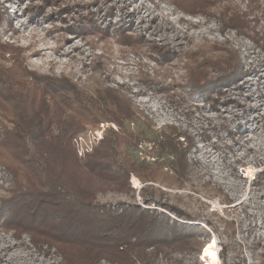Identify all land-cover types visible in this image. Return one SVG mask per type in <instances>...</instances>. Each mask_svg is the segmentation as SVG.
Masks as SVG:
<instances>
[{
	"label": "rangeland",
	"instance_id": "374dc122",
	"mask_svg": "<svg viewBox=\"0 0 264 264\" xmlns=\"http://www.w3.org/2000/svg\"><path fill=\"white\" fill-rule=\"evenodd\" d=\"M193 10L201 13L187 14ZM211 11L216 18H206ZM6 50L31 73L66 77L86 91H119L141 116L132 131L152 138L173 128L184 136L182 176L169 156L156 183L132 175L129 193L97 195L112 209L139 206L189 226L192 252L161 249L144 264H264V0H0V53ZM194 52L213 66L190 75ZM13 59L0 62L10 68ZM226 69L235 73L229 86L191 87ZM102 124L105 136L119 130L103 122L76 138L89 139ZM140 145L153 146L155 156L154 142ZM140 145L132 154L146 162ZM12 179L0 164V264H65L3 226ZM210 244L213 261L204 255Z\"/></svg>",
	"mask_w": 264,
	"mask_h": 264
},
{
	"label": "trees",
	"instance_id": "16d2710c",
	"mask_svg": "<svg viewBox=\"0 0 264 264\" xmlns=\"http://www.w3.org/2000/svg\"><path fill=\"white\" fill-rule=\"evenodd\" d=\"M211 12L206 18H216ZM7 55L14 59L10 68L0 62V164L12 176L14 189L4 203L3 226L28 235L38 249L54 250L65 264H144L161 249L192 252L189 226L139 206L120 210L97 201L98 194L129 193L132 175L142 183H156L169 156L175 158L174 173L182 176L189 166V148L180 141L184 136L173 128L152 138L132 131L129 124L141 116L119 91H86L66 77L27 71L11 51L0 53V61ZM200 59L195 52L189 56L190 75L198 66H213V59ZM231 71L226 69L214 80L204 76V83L191 87L205 93L227 87L235 76ZM103 122L119 130L110 129L93 153L80 158L76 136ZM146 141L155 143L154 163L139 162L137 153L133 156Z\"/></svg>",
	"mask_w": 264,
	"mask_h": 264
},
{
	"label": "built area",
	"instance_id": "2783aa9c",
	"mask_svg": "<svg viewBox=\"0 0 264 264\" xmlns=\"http://www.w3.org/2000/svg\"><path fill=\"white\" fill-rule=\"evenodd\" d=\"M107 125L102 124L101 128L97 131L89 132L88 138L85 139L83 136H78L74 141L78 154L80 157H85L86 155L93 152L94 147H96L99 143L104 140L105 137V128ZM153 146L149 145H140L139 146V158L142 161L151 162V160L155 159L152 155Z\"/></svg>",
	"mask_w": 264,
	"mask_h": 264
},
{
	"label": "bare ground",
	"instance_id": "6f19581e",
	"mask_svg": "<svg viewBox=\"0 0 264 264\" xmlns=\"http://www.w3.org/2000/svg\"><path fill=\"white\" fill-rule=\"evenodd\" d=\"M204 255L211 261L217 259V252L215 250H212L211 244L205 249Z\"/></svg>",
	"mask_w": 264,
	"mask_h": 264
}]
</instances>
